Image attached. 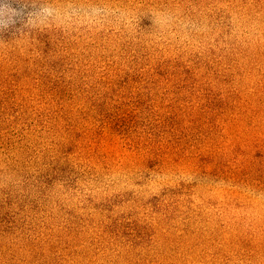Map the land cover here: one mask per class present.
Masks as SVG:
<instances>
[{
	"label": "rangeland",
	"instance_id": "1",
	"mask_svg": "<svg viewBox=\"0 0 264 264\" xmlns=\"http://www.w3.org/2000/svg\"><path fill=\"white\" fill-rule=\"evenodd\" d=\"M0 9V264H264V0Z\"/></svg>",
	"mask_w": 264,
	"mask_h": 264
},
{
	"label": "clouds",
	"instance_id": "2",
	"mask_svg": "<svg viewBox=\"0 0 264 264\" xmlns=\"http://www.w3.org/2000/svg\"><path fill=\"white\" fill-rule=\"evenodd\" d=\"M44 11H45L47 14L51 15V11H52V10H50V9H44ZM0 15H3V9H0Z\"/></svg>",
	"mask_w": 264,
	"mask_h": 264
}]
</instances>
